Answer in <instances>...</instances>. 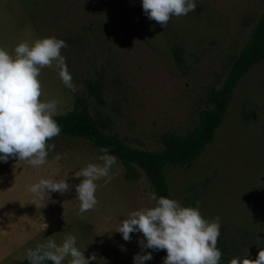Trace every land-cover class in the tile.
I'll list each match as a JSON object with an SVG mask.
<instances>
[{"label": "rangeland", "instance_id": "1", "mask_svg": "<svg viewBox=\"0 0 264 264\" xmlns=\"http://www.w3.org/2000/svg\"><path fill=\"white\" fill-rule=\"evenodd\" d=\"M195 11L172 16L166 26L150 20L142 0H0V47L14 55L23 41L55 36L77 90L58 69H41V101H59L56 115L71 111L89 93L94 117L107 131L134 147L163 148L168 134L186 135L209 97L221 87L235 57L264 10V0H195ZM48 163L33 168L18 157L0 161V264H20L28 250L51 237L62 244L69 233L90 264H163L166 250H141L143 234L125 241L116 231L132 211L155 206L142 169L119 158L109 177L96 181L95 209L79 214L75 172L102 163L88 141L59 138ZM59 157V159H57ZM67 180L71 190L33 202L30 185L40 179ZM172 198L195 207L209 221H221L219 264L257 259L264 249V60L239 82L214 140L191 167H170ZM146 242V239H145ZM71 257L64 263L69 264Z\"/></svg>", "mask_w": 264, "mask_h": 264}, {"label": "clouds", "instance_id": "2", "mask_svg": "<svg viewBox=\"0 0 264 264\" xmlns=\"http://www.w3.org/2000/svg\"><path fill=\"white\" fill-rule=\"evenodd\" d=\"M196 6L195 0H142L144 13L163 27L172 16H186L195 11ZM67 46L65 40L50 36L36 39L31 44L20 42L14 55L0 47V161L18 157L19 161H26L33 168L48 163L49 151L55 148L48 141L61 132L54 119L59 101H41L43 86L39 77L42 68L54 65L63 84L73 92L77 90L66 58L61 54V49ZM100 151L103 153L99 157L102 163H90L75 172L77 178L83 177L76 185L79 214L96 208L99 203L95 195L96 181L109 177L110 169L117 163L118 157L110 155L107 147ZM70 190L67 180L43 178L28 188L34 197L32 203L36 205L37 200L44 199L51 192L64 194ZM151 199L156 200L155 193ZM220 230V217L211 221L204 218L199 202L195 207L182 206L175 198L160 196L155 206L132 211L116 231L122 233L125 241L131 240L134 232L142 233L144 239L139 240L142 252L145 249L166 250L163 264H219L222 256L217 247ZM67 257H71L69 264H90L96 260L95 253L89 257L84 255V251L76 246V236L71 233L65 236L62 244L49 237L35 250L27 252L31 264H44L49 260L53 264H63ZM151 259V251L133 257L135 264H144ZM230 264H264V249L259 251L255 260L233 258Z\"/></svg>", "mask_w": 264, "mask_h": 264}, {"label": "trees", "instance_id": "3", "mask_svg": "<svg viewBox=\"0 0 264 264\" xmlns=\"http://www.w3.org/2000/svg\"><path fill=\"white\" fill-rule=\"evenodd\" d=\"M263 60L264 10L232 62L221 87L211 92L210 107L200 112L197 125L186 135H166L163 138V148L160 150H147L130 145L117 134L109 133L107 124L91 113L90 101L97 93L98 86L93 81H89V93L79 97L71 111L54 116L61 127V132L48 142L59 138H75L88 141L98 149L107 147L110 155H115L123 163L134 164L144 171L156 200L160 196L172 198L166 178L167 169L191 167L198 160L214 140L218 128L223 123L239 82ZM20 264H31V262L26 256ZM44 264H53V262L49 260Z\"/></svg>", "mask_w": 264, "mask_h": 264}]
</instances>
